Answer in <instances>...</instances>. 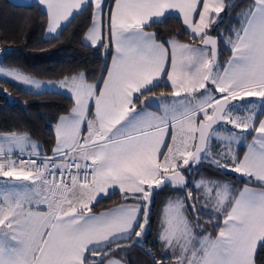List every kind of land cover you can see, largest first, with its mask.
I'll list each match as a JSON object with an SVG mask.
<instances>
[{
	"label": "snow or ice",
	"instance_id": "1",
	"mask_svg": "<svg viewBox=\"0 0 264 264\" xmlns=\"http://www.w3.org/2000/svg\"><path fill=\"white\" fill-rule=\"evenodd\" d=\"M105 2L37 0L46 35L58 38L62 24L91 8L85 41L114 51L102 87L83 73L48 83L73 101L55 125L50 156L26 133L0 134V264H121L108 257L142 246L154 193L189 188L185 169L202 163L248 182L233 190L201 178L170 198L159 232L165 256L154 264H164L168 251L171 264H264V0L239 13L227 39L211 30L235 0H115L107 13ZM175 13L192 43L158 42L146 30ZM221 41L231 53L223 64ZM0 76L44 87L16 69L0 68ZM169 84L157 98L159 114L148 111L152 90ZM252 133L241 157L236 146ZM116 189L125 203L96 214L93 205ZM201 197L215 236L197 231Z\"/></svg>",
	"mask_w": 264,
	"mask_h": 264
},
{
	"label": "trees",
	"instance_id": "2",
	"mask_svg": "<svg viewBox=\"0 0 264 264\" xmlns=\"http://www.w3.org/2000/svg\"><path fill=\"white\" fill-rule=\"evenodd\" d=\"M111 2L112 0L108 2V7ZM251 2L252 0H235L233 6L224 11L223 20L213 27L211 34L220 36V31H223L224 39L233 35L232 29L240 26L239 13ZM91 12L92 9L88 8L75 14L62 27L58 38L53 39L45 37L47 14L37 3L21 4L11 0H0V49H10L9 52L0 55V62L36 78L61 79L83 72L86 80L99 83L102 80L101 76L106 72L111 48L105 50L103 46L97 48L85 43L84 36L91 24ZM147 29L153 31L160 42L174 38L184 43L193 42L185 34V28L178 16L165 18L162 23H153ZM220 53L219 60L223 64L231 54L223 41L220 43ZM160 83L163 85L165 82ZM169 90L170 84L167 88L156 87L152 93L162 91L167 93ZM72 106L73 101L69 93L61 91L57 94L55 89L35 90L8 77L0 76V131L28 134L40 145L42 154L48 155L52 152L55 142V123L58 117L68 112ZM251 135L247 134V140L237 148L240 156ZM185 173L189 178V188L179 191L171 186H165L154 193L150 224L142 246L121 248L113 255L127 264H154L153 257L155 260H160L165 256V250L159 240V232L162 210L170 198L185 196L187 191L194 190L195 182L201 178L228 184L233 190L248 182V178L241 174L230 170H217L207 163H202L198 168L190 171L185 169ZM251 184L256 183L253 181ZM200 191L196 192L198 196ZM200 200L205 203L202 197ZM121 201L123 200L119 190H116L114 195L107 197L102 195L93 205V210ZM211 213L212 210L200 216L198 232L200 229H206L211 235L216 233L217 228L213 227L216 221ZM189 218L193 223L197 222L191 214ZM171 260L172 253L168 251L164 264H171Z\"/></svg>",
	"mask_w": 264,
	"mask_h": 264
},
{
	"label": "crops",
	"instance_id": "3",
	"mask_svg": "<svg viewBox=\"0 0 264 264\" xmlns=\"http://www.w3.org/2000/svg\"><path fill=\"white\" fill-rule=\"evenodd\" d=\"M12 2H15V3H21V4H29V3H37V0H11ZM110 0H106V2H105V5H104V11H105V13H107L108 12V2H109ZM114 2H115V0H112V2H111V5H114ZM38 4V3H37ZM202 6V5H201ZM45 13H46V8H44L43 6H39ZM223 13L224 12H222L221 13V15H223ZM174 16H178V13H175L174 14ZM197 19H198V16L196 17ZM70 20H71V18H70ZM181 21H182V19H181ZM68 22H65L64 24H62V27L63 26H65L66 24H67ZM182 24H183V22H182ZM47 26H48V22H47ZM47 26H46V30H45V37L46 38H52L50 35H46V33H47ZM90 26H91V24H90ZM184 26V25H183ZM62 27H61V29H62ZM90 28V27H89ZM184 28H185V26H184ZM61 29L58 31V34L60 33V31H61ZM89 30V29H88ZM147 31H149V32H153V31H151V30H149V29H146ZM88 32V31H87ZM86 32V33H87ZM154 33V32H153ZM86 35V34H85ZM84 41H85V36H84ZM158 41V40H157ZM158 42H160V41H158ZM85 43L86 44H88V45H90V42H86L85 41ZM182 43H184V42H182ZM113 49H111V54H110V57H109V60H108V65H107V67L108 66H110L111 65V62H112V55H113ZM231 55V54H230ZM229 58V57H228ZM0 65H6V64H4V63H2V62H0ZM6 67H8L7 69H12L13 67H11L10 68V66H8V65H6ZM15 69V68H14ZM17 70V69H16ZM19 71V70H18ZM23 73V72H22ZM81 73H83V72H80V73H77V74H75L76 76H78L79 74H81ZM25 75H28V74H26V73H24ZM107 75V69H106V72H105V74H104V76H106ZM31 76V75H30ZM74 76V75H73ZM32 77H34V76H32ZM71 77V76H70ZM9 78V77H8ZM11 79V78H10ZM41 79V78H40ZM62 79H64V78H61V79H48V81H55V82H53V83H55V84H57L58 85V83H59V81L60 80H62ZM88 83H90V84H99L101 87H102V85H103V81L101 80L99 83L98 82H92V81H88V80H86ZM161 82H166V77H165V79H164V81H161ZM48 85V84H47ZM47 85L46 86H44V87H42L41 89H39V90H44V89H53V88H49V87H47ZM32 89V88H31ZM37 90V89H36ZM56 90V89H55ZM63 92H66V93H68L66 90L65 91H63ZM70 94V93H69ZM154 94V95H153ZM159 95H160V93H151V94H149V98L150 99H154L155 100V104H153V105H150L148 108H147V110L148 111H151V112H157L158 114H159V109H158V105H159V100L157 99L158 97H159ZM141 99H143V97L141 98ZM249 99H254V97H250ZM138 106H139V104H138ZM91 108H92V111L94 112V110H95V106H94V102L91 104ZM69 113V111L68 112H66V113H63V114H61L60 116H62V115H67ZM59 116V117H60ZM59 117H58V119H59ZM260 118H264V115H261V117ZM58 119H57V121H56V123L58 122ZM56 123H55V125H56ZM86 131H87V128H86V126H84V132L86 133ZM7 133H9V132H7ZM54 133H55V126H54ZM252 135H254V133H252ZM251 135V136H252ZM251 136H250V138L248 139V141L246 142V144L247 143H249V142H251ZM32 140V139H31ZM169 140H170V137H169ZM33 141V140H32ZM54 145H55V142H54ZM54 147V146H53ZM247 150V148H246V146H245V149H244V151H246ZM244 151L242 152V154H241V157L243 156V153H244ZM52 154V152L50 153V155ZM0 182H2V181H0ZM244 185H245V183L243 184V185H241L238 189H242L243 187H244ZM249 186L250 187H255V186H257L256 184H249ZM237 189V190H238ZM116 190H118V189H116ZM102 196V195H101ZM122 203H125V201H121V202H118V203H115V204H113V205H111V206H108V207H105V208H102V209H99V210H93L96 214H100V213H102V212H107V211H109V210H111V209H114V208H116V207H118L119 205H121ZM127 203L128 204H132V203H134V201H127ZM142 216V215H141ZM217 231H218V229H217ZM216 231V232H217ZM203 234H207V232L206 233H203ZM202 234V235H203ZM216 234V233H215ZM215 234H213L212 236H215ZM89 256L91 255L90 253L88 254ZM108 259H119L120 261H121V264H127L126 262H124L122 259H120V258H118L117 256H115V255H112V256H110V257H108ZM105 264H107V260H105Z\"/></svg>",
	"mask_w": 264,
	"mask_h": 264
},
{
	"label": "rangeland",
	"instance_id": "4",
	"mask_svg": "<svg viewBox=\"0 0 264 264\" xmlns=\"http://www.w3.org/2000/svg\"><path fill=\"white\" fill-rule=\"evenodd\" d=\"M224 15V14H223ZM223 15H221V17L223 18ZM221 20H223V19H221ZM220 34H223V31H220ZM0 68H4V69H7L8 67H6V65L4 66V65H0ZM11 68V67H10ZM12 69H14V68H12ZM21 72V71H20ZM24 74V73H23ZM28 76H30V75H28ZM30 77H32V76H30ZM9 78H11V77H9ZM33 78H35V79H37V80H40L41 82H42V84L44 85V86H46L49 82H55V81H48V79H40V78H36V77H33ZM18 82V81H17ZM20 83V82H19ZM22 84V83H21ZM23 85V84H22ZM23 86H25V85H23ZM25 87H28V86H25ZM28 88H31V87H28ZM32 89H34V88H32ZM36 90V89H35ZM247 100L248 101H252V102H258L257 100H256V98H254V99H249V98H247ZM240 114H243L242 112L240 113ZM229 129L231 128V125H228L227 126ZM236 131H239V130H236ZM7 132H13V131H0V134H4V133H7ZM247 135V134H246ZM245 141H243L242 143H244ZM241 143V144H242ZM240 144V145H241ZM237 148L239 147V145L238 146H236ZM218 148H219V145L218 144H216L215 146H214V149L215 150H218ZM198 204H199V207L202 209V211L204 212V213H209L211 210H212V208H211V206H208V207H205V203L204 202H202L201 200L198 202Z\"/></svg>",
	"mask_w": 264,
	"mask_h": 264
},
{
	"label": "water",
	"instance_id": "5",
	"mask_svg": "<svg viewBox=\"0 0 264 264\" xmlns=\"http://www.w3.org/2000/svg\"><path fill=\"white\" fill-rule=\"evenodd\" d=\"M212 36H214V37H217L216 35H214V34H211ZM219 49H220V45H219ZM10 51V49H0V55H2L3 53H6V52H9ZM186 179H187V181H188V176L186 175Z\"/></svg>",
	"mask_w": 264,
	"mask_h": 264
},
{
	"label": "built area",
	"instance_id": "6",
	"mask_svg": "<svg viewBox=\"0 0 264 264\" xmlns=\"http://www.w3.org/2000/svg\"><path fill=\"white\" fill-rule=\"evenodd\" d=\"M50 156V154H48Z\"/></svg>",
	"mask_w": 264,
	"mask_h": 264
}]
</instances>
